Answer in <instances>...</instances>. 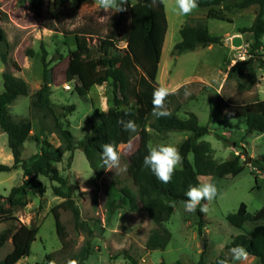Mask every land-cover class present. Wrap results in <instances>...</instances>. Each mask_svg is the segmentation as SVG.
Instances as JSON below:
<instances>
[{
    "label": "rangeland",
    "instance_id": "rangeland-1",
    "mask_svg": "<svg viewBox=\"0 0 264 264\" xmlns=\"http://www.w3.org/2000/svg\"><path fill=\"white\" fill-rule=\"evenodd\" d=\"M127 1L134 5L141 0ZM162 2L166 33L156 85L166 87L169 92L186 85L184 94L193 97L183 101L177 116L184 118L186 113L195 114L198 123L208 127V134L201 140L207 144L212 159L221 162L239 155L244 162L243 170L235 176L227 175L222 178L203 176L210 177L215 183L217 196L211 202H201V205L207 203L209 208L207 213H202L201 235L198 233L196 211L188 213L182 203L173 204V212L165 223L170 232L169 242L164 250H147L145 243L154 228L147 214L143 210L131 212L127 207H122L110 215L105 207L107 192L111 193L112 198H116L119 188L126 187L137 194L131 163V158L138 149L137 135L127 144L117 147L120 154L119 168L108 171L103 167L102 161H99L97 169L93 171L80 149L65 151V143L54 128L53 119L30 105L32 94L42 84L44 56L50 77V101L57 113L63 115L59 119L62 127L71 132L74 143L89 136L90 124L97 119L96 113L105 112L109 107L111 86L109 83L93 86L85 96L80 97L75 91L78 84L76 77L68 79L65 76L66 57L74 51L75 36L78 34L85 35L88 45L97 48L99 40L115 28L120 12L105 13L95 0L82 3L78 0H42L38 11L31 9L28 4H21L19 0H0V92L3 90V72L12 73L28 85V95L18 96L8 107L14 121H28L31 124L30 135L21 147V157L28 163L39 153L43 140L49 143L54 154H61V162L54 166L73 186L80 219L92 231L89 235L86 231L75 228L71 213L59 208L67 244V250L59 252L61 243L55 231L51 209L63 199L53 194L51 186L55 185L54 182L47 177L37 176L45 191L39 195L37 189L30 188L24 196L26 206L9 208L7 215L0 216V260L12 249L8 228L23 224L37 228L29 256L19 261L24 264H45V257L49 254H53L55 261L62 264L86 242L92 247L87 260L89 264H131L122 254L134 259L136 264H214L216 257L222 254L228 264H233L231 248L227 246L237 236L250 230L254 223L246 222L238 229L227 222L226 216L235 213L241 203L246 205L250 214L264 206V171L251 164L252 159L264 155V132L245 136L244 116L229 115L224 105H243L263 100L264 68L255 70L254 85L249 89H246L249 81L247 75L227 78L226 72L236 61L246 57L245 49L249 44H245L244 38L250 36L237 34V29L252 23L258 7L220 11L224 17V21H221L208 17V11L200 8L188 16H179L173 11L174 0ZM101 16L106 18L101 20ZM199 24L205 25L210 34L220 36L222 44L176 55L173 49L180 41L179 30L184 26ZM124 28L122 26L117 30L118 37L123 35ZM237 35L242 38L241 47L224 44L227 39ZM261 42L258 52L264 59V34ZM116 46L124 49L126 43L119 41ZM28 50L32 54L28 55ZM2 55L12 59L18 68L14 69L10 63L3 62ZM239 84L244 89L238 90ZM69 106H73L74 110H64ZM153 122V117L147 120L148 148L159 144L178 147L189 136L182 131L158 134L149 127ZM0 163L12 164L7 137L1 129ZM179 168L180 166L176 169ZM203 177L199 178V182H202ZM21 181L22 171L19 168L9 173H0V195L7 196L9 190ZM261 224L264 225V221ZM244 264L259 262L249 255Z\"/></svg>",
    "mask_w": 264,
    "mask_h": 264
},
{
    "label": "trees",
    "instance_id": "trees-1",
    "mask_svg": "<svg viewBox=\"0 0 264 264\" xmlns=\"http://www.w3.org/2000/svg\"><path fill=\"white\" fill-rule=\"evenodd\" d=\"M87 0H78L79 3ZM21 4H28L31 9L39 10L42 0H19ZM257 6L258 10L252 23L247 27L237 29V34L248 35L245 44H249L246 57L236 61L227 70V78L243 77L247 75L248 85L251 88L255 81V70L264 68V59L258 52L261 47V37L264 34V0H198V8L208 11V17L224 21L220 11L229 12L233 9H246ZM125 11L120 12L115 28L99 40L97 48L88 45L85 35L75 36V49L67 55L66 77H76V93L83 97L93 86L109 83L111 86V100L108 109L96 113V121L90 124L88 137L74 143L73 136L68 129L62 127L55 106L50 101V77L46 70L44 56L42 57V84L32 94L31 107L42 112L54 121V128L61 135L65 143V151L72 152L80 149L90 168L95 171L101 161V145L112 143L117 147L127 144L135 135L138 137V149L131 158L134 167L133 176L137 184V194L126 187L118 190L116 198L107 192L105 207L108 214L122 207H127L131 212L143 210L154 225L150 231L145 248L147 250H164L170 239V232L165 223L173 212V204L182 203L186 199L185 192L190 185L199 183L203 176L222 178L227 175L239 174L244 166L240 156L236 155L229 160L217 162L209 155V148L201 138L208 134V127L198 123L193 113H186L184 118H179L177 112L183 101L192 98L193 95L184 94L186 85L180 86L175 91L169 92L164 100V110L169 115L157 118L153 115L152 95L158 88L156 77L164 36L166 33V16L162 0L151 4L150 0H141L130 5L124 0ZM218 9L219 11H216ZM125 26L123 35L118 37L117 30ZM180 41L174 46L173 52L178 55L184 51L208 47L213 44H222L220 36L209 33L205 25L184 26L179 30ZM0 37L2 35L0 34ZM124 41V49H118L116 43ZM30 55L32 52L27 51ZM3 62L10 63L14 69L17 64L2 55ZM68 78V79H69ZM3 90L0 92V129L7 137V147L12 155V164L0 163V173H9L16 169L22 171V181L12 187L7 196L0 195V216L7 215L9 208H22L26 206L25 194L30 188L37 189L39 195L45 191V187L37 180V176L47 177L55 185L51 190L55 196L63 201L51 209L54 219L55 231L61 243L59 252L67 250L66 234L60 221L59 208L71 213L75 228H80L91 235V230L86 222L80 219L79 208L73 195V186L68 178L63 177L55 163L61 162V154H54L50 150L47 141H41L38 154L34 155L27 163L21 157V147L30 135L31 124L28 121H14L9 114L8 107L18 96L28 95V85L21 78L15 77L10 72L2 73ZM71 80V79H70ZM69 80V81H70ZM68 81V80H67ZM238 90L244 89L239 84ZM231 116L242 115L245 118V133L264 132V99L256 100L243 105H224ZM67 112L74 110L73 106L64 108ZM151 117L154 122L149 126L158 134L169 131H182L189 134L178 148L183 158L179 169L175 170L170 183L164 184L148 169L143 167V157L147 155V120ZM134 120L138 125L136 132L123 131L117 123L118 120ZM191 156V159H189ZM70 160V157L69 159ZM253 167L264 171V155L251 160ZM104 167V166H103ZM198 217V233H202V212L199 207L196 210ZM227 222L235 228H242L244 223L253 222L254 225L248 231L237 236L227 248L237 245L246 249L250 256L259 264H264V206L254 214L247 212L246 205L241 203L235 213L226 216ZM11 235L12 249L1 260L0 264H24L19 261L30 254L31 244L37 235L36 227H28L23 224L8 228ZM92 252L89 242L80 250L68 256L62 264L68 260H76L78 264H89L88 256ZM122 254V253H121ZM131 264H136L134 259L122 254ZM226 260L222 254L214 260ZM58 264L53 254L45 257V264ZM164 264V263H161ZM197 264H201L198 262Z\"/></svg>",
    "mask_w": 264,
    "mask_h": 264
},
{
    "label": "clouds",
    "instance_id": "clouds-1",
    "mask_svg": "<svg viewBox=\"0 0 264 264\" xmlns=\"http://www.w3.org/2000/svg\"><path fill=\"white\" fill-rule=\"evenodd\" d=\"M157 0H150L151 4H155ZM97 6L105 13L114 11V13L125 11L124 0H95ZM198 8V0H174L173 11L179 16H188ZM105 16L99 19H105ZM169 95L166 87H158L153 91L152 105L153 115L157 118L169 115L164 110V100ZM117 123L123 131L136 132L138 125L134 120L120 119ZM101 161L104 167L111 171L120 167V154L117 151V146L112 143L101 145ZM183 158L179 148L171 144H159L149 146L147 155L143 157V167L148 169L160 182L167 184L172 180L175 170L182 164ZM202 182L196 185H190L185 192L186 199L182 201L184 210L188 213H193L199 207L202 213H207L209 208L207 203L201 205L202 201L211 202L217 196V188L210 177L201 178ZM230 256L233 264L239 262L244 264L248 260L249 253L242 246H235L230 249ZM54 264V262H52ZM67 264H78L76 260H68ZM218 264H228L227 260H218Z\"/></svg>",
    "mask_w": 264,
    "mask_h": 264
},
{
    "label": "water",
    "instance_id": "water-1",
    "mask_svg": "<svg viewBox=\"0 0 264 264\" xmlns=\"http://www.w3.org/2000/svg\"><path fill=\"white\" fill-rule=\"evenodd\" d=\"M224 44L228 45V46L241 47L242 46V38L239 35H237V36H234L232 38L227 39L224 42Z\"/></svg>",
    "mask_w": 264,
    "mask_h": 264
},
{
    "label": "built area",
    "instance_id": "built-area-1",
    "mask_svg": "<svg viewBox=\"0 0 264 264\" xmlns=\"http://www.w3.org/2000/svg\"><path fill=\"white\" fill-rule=\"evenodd\" d=\"M69 88V87H68Z\"/></svg>",
    "mask_w": 264,
    "mask_h": 264
},
{
    "label": "crops",
    "instance_id": "crops-1",
    "mask_svg": "<svg viewBox=\"0 0 264 264\" xmlns=\"http://www.w3.org/2000/svg\"><path fill=\"white\" fill-rule=\"evenodd\" d=\"M171 92V91H170Z\"/></svg>",
    "mask_w": 264,
    "mask_h": 264
}]
</instances>
